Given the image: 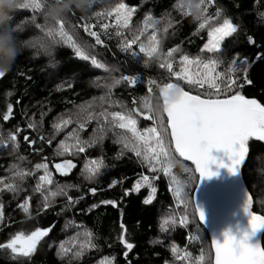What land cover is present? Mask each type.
Here are the masks:
<instances>
[{
	"label": "trees",
	"instance_id": "trees-1",
	"mask_svg": "<svg viewBox=\"0 0 264 264\" xmlns=\"http://www.w3.org/2000/svg\"><path fill=\"white\" fill-rule=\"evenodd\" d=\"M116 1L133 10L127 28L116 25L114 14L107 15L110 0H100L87 15L73 11L62 19L65 31L89 57L88 60L76 56L75 50L63 43L60 37L53 40L46 36L47 27L58 25L45 20L43 9L14 10L11 23L19 25V39L25 47L0 80V141L7 144V147L0 145V180L15 183L18 191L5 190L0 184V243H6L16 232L29 234L36 227L56 226L30 258L14 259L10 251L0 249V264H107L105 258L112 264H143L141 258L145 260L144 264H195L196 258L201 256V264H213L209 233L198 220L194 208L193 192L199 179L195 166L173 151L169 174L162 168L151 171L133 152L124 148L122 142H118L122 135L131 137V133L104 124L103 118L99 122L88 120L87 112L96 114L107 110L131 114L141 130L157 126L152 119L146 118L155 115L157 120L162 118L167 127L160 89L164 84L176 83L177 80L167 67L161 68L160 64L169 49H178L169 57L173 71L180 70L181 55L207 57L209 54H202L200 49L208 41V30L207 26L200 29L199 24L208 17L214 18L209 23L229 19L237 26V32L221 43L219 56L222 63L216 69L224 74V79L229 75L233 79L239 77L230 94L239 92L264 105V0H204L199 9L181 8L180 5H197L200 0ZM146 16L158 22L159 59L155 55L149 58L139 52V44H147L153 31L148 28L140 35ZM104 24L109 27L102 28ZM37 25L46 27L42 30ZM85 25H90L89 30L97 33L101 44H97L96 37L85 31ZM133 34L140 35V40L128 51L122 50V42L131 40ZM38 36L46 37L54 45V59L36 54L35 48L31 47ZM92 58L103 67L94 65ZM233 60L241 67L244 61L247 62L246 76L250 82L245 81L243 72H229ZM125 76L133 77L134 85L123 79ZM179 83L185 90L197 94L183 81ZM146 98L151 100L154 112L143 107ZM9 104L12 112L5 121L3 116ZM68 117L72 118V123L66 127L61 125L59 131L53 128V124L59 123L61 118ZM30 123L36 127L30 128ZM80 123H84L83 129H80ZM101 125H104L102 141L85 147V151L78 155L70 154L75 151L74 148L64 155H56L62 140L73 141L66 137L74 129L81 140L87 141L100 135ZM10 134H15L17 138L15 150L9 140ZM166 142H170V131ZM246 147L248 151L242 174L254 200L253 210L264 215V141L251 137ZM65 159L74 161L76 167L61 175L56 171L55 164ZM96 159L103 160L104 167L111 172L110 179L97 183L80 180L79 172L85 161ZM37 164H47L52 184L45 185L39 181L44 170L36 169ZM185 168L191 171L186 172ZM21 171L31 174L25 175L23 180L13 176L14 172ZM170 174L185 186L186 211L184 204L173 195ZM144 177L148 178L147 183L134 191V186ZM38 182L41 183L39 192L35 190ZM149 185L156 191L151 202L145 204L144 200L151 192ZM57 186L63 188L66 194L49 197V207L44 208V196L48 191H57ZM25 200L28 213L21 207ZM168 217L174 223L170 221L166 230H162L161 223ZM24 222L27 227L18 226ZM85 230L92 233L95 248L86 249L77 259L71 258V253L63 257L58 254L61 241L66 247H71L74 239L78 242L84 240ZM144 232H147V239L143 235L139 241L138 236ZM121 235L133 244L131 250L120 242ZM262 244L264 247V234ZM173 245L190 256L177 259L172 251Z\"/></svg>",
	"mask_w": 264,
	"mask_h": 264
},
{
	"label": "snow or ice",
	"instance_id": "snow-or-ice-1",
	"mask_svg": "<svg viewBox=\"0 0 264 264\" xmlns=\"http://www.w3.org/2000/svg\"><path fill=\"white\" fill-rule=\"evenodd\" d=\"M204 0H200V4L196 5L199 9ZM43 7L42 0H26V3L21 8H31L37 11ZM181 8H192V4H181ZM206 10V9H205ZM131 9H128L124 3H118L114 7L107 10V15L111 16L115 13V23L118 27L127 28L131 15ZM101 15V13H96ZM219 11L217 16H219ZM199 18V17H198ZM214 19L208 17L203 19L199 24V28L203 29L208 25V41L200 49V52L207 53V57L198 55L190 58L188 55H181L179 58V71H173V64L169 57L173 52L178 49H169L168 54L164 57V62L160 64L161 68L167 67L172 76L176 77V83H166L160 89V96L163 98L162 111L167 115V127L164 126L163 119L157 120L155 115L148 116L146 118L152 119L153 123L157 126L146 128L141 134L137 130V121L131 114L125 115L121 112H108L102 110L99 113L93 114L87 112V119H96L98 122L103 118L104 124L114 125L120 129H126L131 133V137L121 136L118 142H122L124 148L130 150L135 156L141 159V162L149 167L151 171H156L160 168L168 173L172 167L173 151L178 153L180 157L190 161L194 166L195 173H198L199 178L202 180L207 177L216 175V173L210 170V164L216 163V160L210 155L211 149L222 150L228 156L229 163L227 165L221 162L218 166L227 167L229 172L235 174L239 171L242 162L246 158L248 151L246 143L249 138L255 137L259 141H264V105L257 102L255 99H248L241 95L239 92L230 94L232 89L236 86L237 77L233 79L232 75H229L227 79H224V74L216 71L217 67L222 63L219 53L221 52V43L226 37H230L233 33L237 32V26L233 24L229 19H223V22H217L215 26L209 25V20ZM58 27H47L46 36L53 38L60 37L63 43L69 45L75 50V54L78 57H82L88 60L89 57L85 55L82 49L73 41L72 36L68 35L65 31V25L63 20L55 22ZM157 21H153L150 16L145 17V27L140 29V35H143L148 28H152V34L148 37V43L141 42L139 44V52L143 53L146 57H153L154 55L159 59L158 46L159 40L157 39ZM170 26V25H169ZM19 27V25L17 26ZM38 28L46 26L37 25ZM102 28L107 29L109 25H101ZM85 31L89 32V35L96 37V43L101 44L99 36L95 31H90V25L84 26ZM166 30V29H165ZM117 35H121L117 32ZM140 35L133 34L131 40L122 42V50L128 51L132 48V45L136 44L140 40ZM251 42V37H249ZM147 61H145L146 63ZM92 63L97 67H103L99 64L95 58H92ZM244 66L237 65L235 60L232 61V65L229 67L230 73H245V81H247L246 73L248 72L247 62H243ZM5 73L0 72V77H3ZM123 79L129 81L134 85L133 77L125 76ZM183 81L190 89H195L197 94L193 95L190 91H186L184 87L179 83ZM119 83V81H116ZM155 83V81H150ZM202 90V91H201ZM151 88H149V92ZM223 97V98H221ZM103 99V98H101ZM90 107V106H89ZM143 107L148 109L149 112H154L155 109L149 100H145ZM84 111V110H82ZM135 111V110H134ZM12 112L11 104L8 105L7 112L4 114L3 119L7 121L9 114ZM111 117V120H109ZM72 123V118H61L59 123L53 124V128L57 131L61 130V125L65 127ZM30 128H35L36 125L30 123ZM80 129L84 128V123H80ZM170 129V142L169 131ZM17 131H19L17 129ZM100 135L98 137L90 138L87 141L81 140L77 130H73L68 134L66 139H72V144H66L64 140L58 145V151L56 155H64L69 152L70 148H74L75 151L70 153L71 155H78L85 151V147H91L98 141H102L104 125L99 128ZM43 138V137H42ZM12 149L15 150L17 146V138L15 134L9 135ZM28 140V137H25ZM50 142V141H49ZM0 145L7 147L6 142L0 141ZM22 159V158H21ZM104 166L102 159L86 160L82 173L85 174L86 179H93L100 174L101 168ZM75 164L71 160H65L63 164H55V168L61 175H66ZM36 169H43L44 175L39 177V181L45 185L53 183L51 175L48 171L47 164H37ZM186 172L191 170L185 168ZM31 173L14 172V177H19L23 180L25 175ZM144 183H147L148 178H143ZM36 185V191H41V183ZM191 182V181H189ZM173 183L177 185L173 189V195L176 197L179 203L184 204L185 211L187 210L188 203L185 202L183 192L184 188L180 185V182L173 177ZM0 184L3 185V189L17 192L18 185L15 183H5L0 180ZM142 186L139 182L134 186L133 190L138 191ZM151 188L149 197L144 200L145 204L151 202L152 194L155 193V188ZM93 192L95 189L92 190ZM66 194L63 188L57 186V191H48L44 196V208L49 207V197H55L57 195ZM244 211L248 215V224L251 229V233L254 234L258 229L264 227V216L256 215L250 211L251 198L248 192L245 194ZM71 200V198H69ZM107 203H112L108 201ZM23 211L28 213L29 208L27 200L21 205ZM92 207H96L93 205ZM196 214H198L199 221H204L203 211L195 204L194 206ZM172 221L171 217H168L161 223V229L166 230V225ZM174 223V221H172ZM185 222L186 218H185ZM121 229L124 225L121 224ZM50 228L36 227L34 231L29 234L24 232H16L11 236L6 243H0V249L10 251L14 259L30 258L36 251L38 244L44 237L48 236ZM84 240L72 241L71 247H66L65 242L61 241L58 248V254L60 256H68L71 253V258L77 259L81 257L86 249L95 248L96 245L92 242V233L85 230L83 233ZM225 238L223 243L213 241L215 245L216 259L215 264H264V249L260 246H253L247 243L248 233H245L239 240L229 233L224 234ZM120 242L126 249L131 250L133 244L128 243L124 236H120ZM78 244V247H77ZM173 253H176L175 247H173ZM127 256V252H125ZM190 256L185 252L183 258L187 259ZM177 256V259H180ZM107 260V264H112L111 260ZM203 257H197V262L201 261ZM103 264V262H102Z\"/></svg>",
	"mask_w": 264,
	"mask_h": 264
},
{
	"label": "water",
	"instance_id": "water-1",
	"mask_svg": "<svg viewBox=\"0 0 264 264\" xmlns=\"http://www.w3.org/2000/svg\"><path fill=\"white\" fill-rule=\"evenodd\" d=\"M5 75L0 77V80L4 78ZM169 131L171 130L169 129ZM210 155L216 160V163L210 164L209 167L212 172L216 173V175L202 180L200 178L198 179V183L193 192V201L194 206L196 204L204 213V221L200 223L209 233L213 249V264H215L216 252L213 241L215 240L218 243H223L225 238L224 234L226 232L234 236L237 240H239L245 233H248L247 243L253 246L258 245L264 249L262 244L264 227L258 229L252 234L248 224V215L244 211L246 192H248V195L251 198L250 211L256 215H264L253 210L254 200L242 174V167L245 160L242 162L239 171L233 174L229 172L227 167L218 166L221 162L225 165L229 163L228 156L225 152L222 150L211 149ZM181 158L184 159L183 157ZM187 162L191 163L190 161ZM46 228L51 229L48 234L49 236L53 225ZM48 236L44 237L43 240Z\"/></svg>",
	"mask_w": 264,
	"mask_h": 264
},
{
	"label": "clouds",
	"instance_id": "clouds-1",
	"mask_svg": "<svg viewBox=\"0 0 264 264\" xmlns=\"http://www.w3.org/2000/svg\"><path fill=\"white\" fill-rule=\"evenodd\" d=\"M100 0H42L45 20L56 22L64 19L67 14L78 11L87 15ZM26 0H0V72H7L24 49L25 45L19 39V28L11 23L14 10L25 5ZM196 5L192 4L195 9ZM32 48L36 54L47 59H54V45L45 38L36 41Z\"/></svg>",
	"mask_w": 264,
	"mask_h": 264
},
{
	"label": "rangeland",
	"instance_id": "rangeland-1",
	"mask_svg": "<svg viewBox=\"0 0 264 264\" xmlns=\"http://www.w3.org/2000/svg\"><path fill=\"white\" fill-rule=\"evenodd\" d=\"M119 2H117L116 0H110V5H111V7L110 8H112V7H114L116 4H118ZM106 6V5H105ZM106 8H107V6H106ZM18 9V8H17ZM114 15H115V13H113ZM44 15V14H43ZM217 22H220V23H222L223 22V20H220V21H216V22H210L209 23V25H212V26H215V24L217 23ZM234 24V23H233ZM207 26V30H208V25H206ZM40 36H43V35H41V33H40ZM40 36H38V38H37V40H39L40 39ZM42 38H46V37H42ZM49 42H51V41H49ZM36 43V42H35ZM145 100H149L150 102H151V100L150 99H148V98H146ZM145 100H144V102H145ZM151 104H152V102H151ZM135 119V118H134ZM136 127H137V130L142 134L143 132H144V130H141L139 127H138V124L136 125ZM66 144H72L73 143V141H66L65 142ZM65 160H69V159H65ZM65 160H61V161H59L58 163H60V164H63V162L65 161ZM72 161V160H71ZM72 163L73 164H75V162L74 161H72ZM57 164V163H56ZM75 167H76V164H75ZM74 167V168H75ZM74 168H72L71 169V171L74 169ZM56 169V168H55ZM57 171V170H56ZM71 171H69V172H71ZM58 172V171H57ZM68 172V173H69ZM163 172H164V170H163ZM58 173H60V172H58ZM67 173V174H68ZM61 174V173H60ZM167 174H169V172L167 173ZM44 175V174H43ZM171 176V183H172V186H173V189L175 188V187H177V185L176 184H174L173 183V177H175L174 175H172V174H170ZM110 176H111V172H110V170L109 169H107V168H105L104 166L101 168V170H100V174L98 175V176H96L95 178H93V179H91V180H89V179H86L85 178V174L84 173H82V170L79 172V179L80 180H82V181H84V182H88V183H97L98 181H100V180H103V179H106V180H109L110 179ZM177 180V179H176ZM178 181V180H177ZM180 182V181H179ZM140 184H142V185H144L145 183H144V180H141V182H140ZM180 185L181 186H183V183L182 182H180ZM185 186H183V188H184ZM18 226H20L21 228H23V227H27L28 226V224L27 223H21V224H19ZM173 247H175V249H176V253L174 254V256L175 257H177V256H180L181 258L183 257V254L185 253L183 250H181V249H179L176 245H173L172 246V251H173ZM195 264H201L200 263V261L199 262H195Z\"/></svg>",
	"mask_w": 264,
	"mask_h": 264
},
{
	"label": "bare ground",
	"instance_id": "bare-ground-1",
	"mask_svg": "<svg viewBox=\"0 0 264 264\" xmlns=\"http://www.w3.org/2000/svg\"><path fill=\"white\" fill-rule=\"evenodd\" d=\"M128 212V211H127ZM126 213V212H125ZM104 218V217H103ZM142 225V224H141ZM55 226H56V224H55ZM55 226H54V228H55ZM54 228L52 229V231L54 230ZM102 229H105L104 227L102 228ZM142 230V229H141ZM143 235L145 236L146 235V237H145V239H147V232L145 233H141L139 236H138V240L140 241V240H142V238H143ZM45 241V240H44ZM138 244V243H137ZM116 249V248H115ZM118 249V248H117ZM53 251V250H52ZM151 259H153V258H151ZM154 260V262H155V259H153ZM140 261H144L145 262V260L143 259V258H141V260ZM144 262H142L143 264H144Z\"/></svg>",
	"mask_w": 264,
	"mask_h": 264
}]
</instances>
